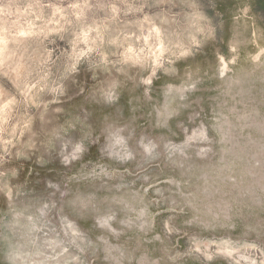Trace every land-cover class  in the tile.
<instances>
[{
  "label": "rangeland",
  "instance_id": "1",
  "mask_svg": "<svg viewBox=\"0 0 264 264\" xmlns=\"http://www.w3.org/2000/svg\"><path fill=\"white\" fill-rule=\"evenodd\" d=\"M0 264H264V0H0Z\"/></svg>",
  "mask_w": 264,
  "mask_h": 264
}]
</instances>
